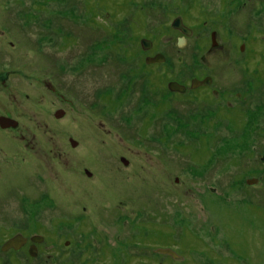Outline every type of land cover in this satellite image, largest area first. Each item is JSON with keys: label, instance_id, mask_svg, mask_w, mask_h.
<instances>
[{"label": "rangeland", "instance_id": "374dc122", "mask_svg": "<svg viewBox=\"0 0 264 264\" xmlns=\"http://www.w3.org/2000/svg\"><path fill=\"white\" fill-rule=\"evenodd\" d=\"M205 11L225 18L202 24ZM177 16L194 46L215 26L227 63L206 70L198 49L179 50ZM262 35L264 0H0V117L19 121L0 128L1 241L46 235L42 251L61 258L31 264H157L167 246L185 264H264ZM158 53L166 63L147 66ZM212 70L219 101L167 89Z\"/></svg>", "mask_w": 264, "mask_h": 264}, {"label": "flooded vegetation", "instance_id": "af4514ba", "mask_svg": "<svg viewBox=\"0 0 264 264\" xmlns=\"http://www.w3.org/2000/svg\"><path fill=\"white\" fill-rule=\"evenodd\" d=\"M225 12H228L227 10ZM195 15L200 16V18L206 19V21H203L202 24H208L207 19L210 18L211 21L214 22H218L217 20L219 19H223L225 17H221L220 15L215 16L214 12H207L205 11V13L203 12H196ZM185 16H177L171 23V28L172 30H175L179 36L177 38V46L179 48V50L183 51L185 49H187L189 47L198 49V52H196V61H198L199 59L201 60V62L203 63L204 66H206V70H210L211 67H208L209 63H214V64H218V65H225L227 62V60L229 59V48H228V43L225 41L226 39H224L220 33V31L218 29L215 28V26H210V32H209V36L207 37V40L202 37L199 38L200 41H205L206 40V45L204 46V48L197 44V46H194L195 44H191L192 39L195 38V36H197V28L194 26L192 27L191 25H189L186 20H184ZM213 17V18H212ZM176 19H181V23L182 26L181 28H175L173 26V23ZM211 23V22H210ZM202 24L196 25L198 27L202 26ZM183 28H186L185 30L188 31V33H185L184 31H182ZM250 35V37H246V40H244V43H242L239 46V52L246 54L248 51V45H247V41L251 40V38L253 37L252 35L255 33L254 31L251 30H247ZM262 37L263 41H264V35L260 36ZM181 40H184L183 42ZM198 40V41H199ZM144 41L146 42H150V47L149 49H145V45H144ZM154 40H150V39H146L143 38L140 40V45L143 51H149L150 49L153 48L154 46ZM246 42V43H245ZM232 44V43H230ZM198 47V48H197ZM203 48V49H202ZM201 53H203L201 55ZM158 54H162V53H158ZM156 54V55H158ZM155 55V56H156ZM163 55V54H162ZM153 56V57H155ZM165 57V61L161 62V63H148V59L149 58H153V57H146L145 58V63L147 64V66H155V65H162L164 63H166L167 58L165 55H163ZM228 56V57H227ZM259 78L257 80H263L264 81V69L263 71L261 70H257L256 71ZM11 73V72H7V75ZM9 77L0 75V85L3 84L4 86H2L3 88L7 89L8 85H7V81H8ZM183 78L180 79L178 78L177 80H170L167 81V89L169 92H171L172 94H177V95H186V94H191L194 95L196 97V99H199L200 101H219L220 98H222L223 96H227V94L222 95L220 89L217 88V81H216V76L214 74V70L211 71V73L209 74H195L191 79H189L188 81H184ZM171 83H177L178 86H176L174 89H176V91H172L169 87V85ZM174 87V86H173ZM1 90V89H0ZM236 97H240L243 98V94L236 92L235 93ZM211 96V97H210ZM210 98V99H209ZM213 98V99H212ZM216 99V100H214ZM218 99V100H217ZM233 107L232 105V101L230 99L226 100V106L224 108H218V112L220 111H225V112H232L230 109ZM4 116V115H3ZM1 116V118H7L12 120V125L8 128H4L0 125V128H2L4 131L5 130H10V129H16L17 127H19V121H17L14 118L8 117V116ZM65 116V111H59L56 114L57 118H62ZM124 159V158H123ZM122 159V162H123ZM126 161L123 162V164L128 165L129 161L124 159ZM86 174L89 177H92V174L87 171ZM252 180V179H250ZM256 180V183L252 184V185H256L259 180L258 179H254ZM249 181V180H247ZM247 183V182H246ZM247 185H249L247 183ZM0 234L3 236L6 235V232H4V234L2 233L1 229H0ZM138 241H134L131 242L130 244H134V243H140L143 245H152L153 244V240L155 239L154 236L151 235H147V236H141V237H137L136 238ZM14 241L13 244L11 246H8V242L10 241ZM0 241H1V237H0ZM96 242V241H95ZM45 244H47V236L38 232L35 233H24V232H17L14 235L7 237L6 239L2 240L0 243V256L4 257H8V258H12V260L8 263L6 261V264H23L22 261L23 260H27L28 264H31V261H34L36 259H39L41 255H46L47 257H49L50 259H56L57 257H59V259L61 258V256H58L57 253H51V254H46L45 252L42 251V246H44ZM65 244L67 246H71V242L70 241H66ZM187 245L189 246L190 243H187ZM56 247V246H55ZM191 247V246H189ZM53 249V248H52ZM157 253V258L158 260H161L160 262H158L157 264H185L187 262L186 257L183 254V251H177L176 248L171 247V246H167V247H159L156 250ZM134 253V251H132L131 254L132 257L136 256V253ZM142 253V252H141ZM142 255L147 256L146 253H142ZM1 257V258H2ZM23 257V259H21ZM0 258V260H1ZM127 259L129 260L130 258L127 257ZM128 260H125L124 263L125 264H129ZM17 261V262H15ZM179 261V262H178ZM24 262V261H23ZM146 264V262L144 263ZM152 264V263H150Z\"/></svg>", "mask_w": 264, "mask_h": 264}, {"label": "water", "instance_id": "95a60500", "mask_svg": "<svg viewBox=\"0 0 264 264\" xmlns=\"http://www.w3.org/2000/svg\"><path fill=\"white\" fill-rule=\"evenodd\" d=\"M173 26L177 29V28H181V26H182V23H181V19H176L175 21H174V23H173ZM186 28H183L182 29V31H184L185 33H188V31L187 30H185ZM182 42L184 41V40H181ZM150 42H146V41H144V45H145V49L147 50V49H149V47H150ZM148 63H161V62H164L165 61V57L162 55V54H158V55H156L155 57H153V58H149L148 60ZM174 86V87H173ZM176 86H178L177 85V83H171L170 85H169V87H170V89L172 90V91H176V89H174ZM12 120H10V119H7V118H1L0 119V125L3 127V128H8V127H10V126H13L12 125ZM72 144H73V146H75L76 145V142L75 141H72ZM123 162H125L126 163V161L123 159ZM247 183L249 184V185H252V184H254V183H256V180H249V181H247ZM13 240L12 241H10V242H8V246H11L12 244H13Z\"/></svg>", "mask_w": 264, "mask_h": 264}]
</instances>
